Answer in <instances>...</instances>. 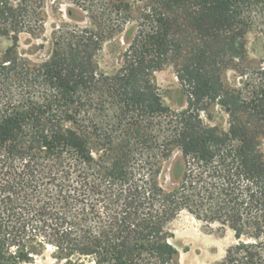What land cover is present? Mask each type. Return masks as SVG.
Masks as SVG:
<instances>
[{
  "label": "trees",
  "instance_id": "1",
  "mask_svg": "<svg viewBox=\"0 0 264 264\" xmlns=\"http://www.w3.org/2000/svg\"><path fill=\"white\" fill-rule=\"evenodd\" d=\"M44 1L0 0L13 43L0 60V264L48 247L58 264H178L171 225L184 212L234 233L216 264H264V61L252 67L247 50L252 29L264 36V0H94L92 26H60L31 66L20 36L43 32ZM140 4L121 68L100 74L96 54L124 28L111 15ZM166 67L190 88L182 112L155 83ZM206 103L228 114L227 132L201 120Z\"/></svg>",
  "mask_w": 264,
  "mask_h": 264
},
{
  "label": "rangeland",
  "instance_id": "2",
  "mask_svg": "<svg viewBox=\"0 0 264 264\" xmlns=\"http://www.w3.org/2000/svg\"><path fill=\"white\" fill-rule=\"evenodd\" d=\"M95 5L94 0H45L43 32L37 36L22 34L18 53L31 66L42 65L51 56L53 33L66 24L82 29L90 28L93 24L91 18L96 15ZM143 5H138L137 9L131 13L132 18L124 15H111L112 22L124 28L122 30L120 28L122 32L108 39L96 54L95 64L100 74L112 77L121 68L127 47L126 31L135 25V21L141 15ZM88 10L91 13H88ZM12 44L11 40L0 39V60ZM247 50L248 63L252 67H257L264 61V36L256 28L252 29L247 36ZM224 78L229 87L240 86L241 78L234 70L226 71ZM154 80L165 106L173 112H182L188 108L190 88L179 81L173 67H166L155 73ZM200 117L209 127L217 128L221 132L229 130V116L217 103L204 104ZM261 147L264 152V140L261 142ZM178 161H181L180 152H176L170 160L163 164L160 181L166 190L177 186V181L173 179L171 172ZM171 229L175 235L172 243L179 251L178 264H216L235 244L234 233L231 230L217 224L210 225L199 221L186 212L174 221ZM31 264H58L53 256V248L48 247L42 255L35 257Z\"/></svg>",
  "mask_w": 264,
  "mask_h": 264
}]
</instances>
